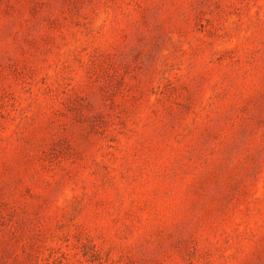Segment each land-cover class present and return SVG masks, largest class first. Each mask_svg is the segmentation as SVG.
<instances>
[{"label": "rangeland", "instance_id": "obj_1", "mask_svg": "<svg viewBox=\"0 0 264 264\" xmlns=\"http://www.w3.org/2000/svg\"><path fill=\"white\" fill-rule=\"evenodd\" d=\"M0 264H264V0H0Z\"/></svg>", "mask_w": 264, "mask_h": 264}]
</instances>
